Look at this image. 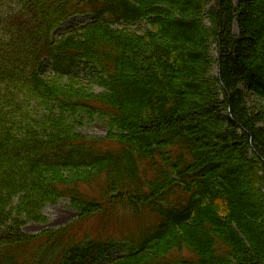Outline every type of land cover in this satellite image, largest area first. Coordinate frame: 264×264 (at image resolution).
Instances as JSON below:
<instances>
[{
    "label": "trees",
    "instance_id": "16d2710c",
    "mask_svg": "<svg viewBox=\"0 0 264 264\" xmlns=\"http://www.w3.org/2000/svg\"><path fill=\"white\" fill-rule=\"evenodd\" d=\"M258 1L0 8V264H99L117 247L109 264H264L263 114L243 89L264 102ZM95 116L104 137L77 131ZM63 198L76 220L22 232Z\"/></svg>",
    "mask_w": 264,
    "mask_h": 264
},
{
    "label": "rangeland",
    "instance_id": "374dc122",
    "mask_svg": "<svg viewBox=\"0 0 264 264\" xmlns=\"http://www.w3.org/2000/svg\"><path fill=\"white\" fill-rule=\"evenodd\" d=\"M237 1L238 0H235V2ZM12 5V0H0L1 9H9L12 7ZM254 9V27L260 28L262 20L264 21V0H262L261 2L258 1ZM89 18L90 15L87 14L75 15L74 17H70L65 23L56 27L53 30L52 34L55 38H57L62 33H64L69 26L85 24L89 21ZM131 28L142 31V28H144V24L136 23ZM233 31L235 34L239 32L237 26L233 27ZM261 31L263 32L264 30L261 29ZM211 54L212 56H216L215 50H212ZM77 70H79V74L81 77L92 82V86L90 87L94 92H101L103 90V88L96 83L98 74L91 65H80ZM243 89L247 97V104L250 107L251 111L263 114L262 126L264 127V102L260 99V97L256 96V94L251 93L248 88L243 87ZM107 130V120L105 118L96 116L92 119L85 118L82 121V124L77 128L78 132L89 137H104L107 133ZM42 213L46 217V221L44 223L28 221L21 226L22 232L31 235L37 234L44 229H59L60 227H63L68 223L76 220V211L70 206L68 199L65 198L60 199L55 204H47L42 209ZM119 217L125 218L126 215L120 212ZM132 224H134V222ZM121 254L122 247H117L114 250H111L108 253V258L101 261L99 264H109L108 260L114 259Z\"/></svg>",
    "mask_w": 264,
    "mask_h": 264
}]
</instances>
